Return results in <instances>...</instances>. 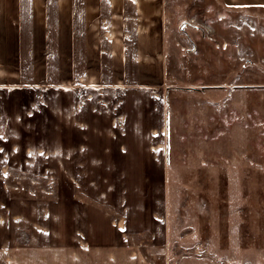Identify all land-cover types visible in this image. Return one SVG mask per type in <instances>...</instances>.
<instances>
[{
    "label": "rangeland",
    "instance_id": "374dc122",
    "mask_svg": "<svg viewBox=\"0 0 264 264\" xmlns=\"http://www.w3.org/2000/svg\"><path fill=\"white\" fill-rule=\"evenodd\" d=\"M163 17L149 86L0 87V264H264V5Z\"/></svg>",
    "mask_w": 264,
    "mask_h": 264
},
{
    "label": "crops",
    "instance_id": "0c3cea01",
    "mask_svg": "<svg viewBox=\"0 0 264 264\" xmlns=\"http://www.w3.org/2000/svg\"><path fill=\"white\" fill-rule=\"evenodd\" d=\"M166 6L167 0H0V87L83 81L97 68L101 82L149 86L145 74L164 64L159 24Z\"/></svg>",
    "mask_w": 264,
    "mask_h": 264
},
{
    "label": "snow or ice",
    "instance_id": "6c2138e0",
    "mask_svg": "<svg viewBox=\"0 0 264 264\" xmlns=\"http://www.w3.org/2000/svg\"><path fill=\"white\" fill-rule=\"evenodd\" d=\"M3 151V149H0V152H2ZM6 175V174H5Z\"/></svg>",
    "mask_w": 264,
    "mask_h": 264
}]
</instances>
